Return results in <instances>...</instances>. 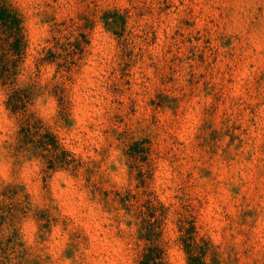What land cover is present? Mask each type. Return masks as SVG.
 <instances>
[{"label": "clouds", "instance_id": "clouds-1", "mask_svg": "<svg viewBox=\"0 0 264 264\" xmlns=\"http://www.w3.org/2000/svg\"><path fill=\"white\" fill-rule=\"evenodd\" d=\"M0 264H264V0H0Z\"/></svg>", "mask_w": 264, "mask_h": 264}]
</instances>
